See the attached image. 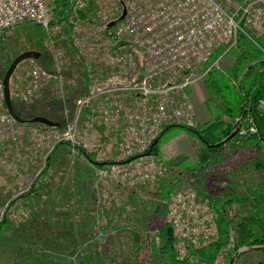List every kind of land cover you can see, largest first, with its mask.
I'll list each match as a JSON object with an SVG mask.
<instances>
[{"label":"built area","instance_id":"obj_1","mask_svg":"<svg viewBox=\"0 0 264 264\" xmlns=\"http://www.w3.org/2000/svg\"><path fill=\"white\" fill-rule=\"evenodd\" d=\"M64 1L74 31L71 46L79 68L74 74L81 77V86L91 88L78 99L77 106L89 108L88 113L93 114L82 143L73 142L70 134L71 149L76 151L78 144L82 145L94 162H104L103 166H93L97 182L111 186H104L100 194L105 204H124L141 190L160 191L168 171L156 155L146 152L164 124L198 125L188 101L187 86L202 78L210 67L220 68L222 55L236 43L240 32L248 37H252L250 33L257 36L264 32V0H226V5L219 0H112L109 16L102 23L87 17L93 30L86 37L77 27V22H81L78 12L100 0ZM123 6L125 15L117 20ZM56 20L54 9L45 0H0V35L22 23L44 29L56 23L61 28L63 21ZM113 20L117 21L107 26ZM92 33L94 36L90 37ZM50 46L52 71L33 62L22 67L18 63L14 68L9 89L15 98L36 96L44 86L42 83L50 81L57 84L61 97L69 87L76 86V77L65 73L68 61L63 50L53 42ZM220 46L226 49L203 69ZM257 109L264 111V98L258 100ZM15 123L5 106L0 79L3 157L10 155L17 145ZM236 132L239 137H246L256 133L257 126L248 119ZM51 134L37 129L31 139L40 146L53 139L55 144L69 135L56 138L57 134ZM197 195L200 193L194 188L177 187L166 202V219L175 239L177 258L194 264H221L222 252L210 261L199 260L189 252L190 247H205L217 237L215 214L207 200L195 202ZM106 222L104 219L103 223ZM230 240L233 242V237Z\"/></svg>","mask_w":264,"mask_h":264},{"label":"rangeland","instance_id":"obj_2","mask_svg":"<svg viewBox=\"0 0 264 264\" xmlns=\"http://www.w3.org/2000/svg\"><path fill=\"white\" fill-rule=\"evenodd\" d=\"M111 1L95 2L93 7H90L87 17L102 23L109 16L108 6ZM117 1L119 3L120 0ZM219 1L223 5L228 3L226 0ZM45 3L54 8L53 0H45ZM228 8H231L230 4ZM87 17H81V22H77L80 24L77 27L80 28L83 37L88 36V31L93 30ZM70 20L72 19H69L68 27L61 25V28H58L56 23L49 29L40 26L26 28L15 26L0 35L2 77L7 69L6 64H9L8 61L26 50H35L40 55L36 59L28 58L21 61L19 67L27 62H33L52 71L54 59L50 45L53 42L54 46L63 50V56L68 61L65 65L66 75L75 76L77 81L76 86L69 87L63 97L59 96L57 84L50 81L42 83L44 86L36 92V96L28 98L22 95L15 102L22 115L27 116L40 110L46 115L45 117H50V120L58 124L40 126L15 120L14 128L19 136L17 145L10 155L6 157L0 155V219L6 214L12 220L10 227L14 230V235L12 232H8V235L5 232L0 235V264H51L62 256L68 260L71 258L72 264L73 262L76 264H167L164 257L156 254L150 246L155 232L167 222L166 214L158 213L155 207L156 202H159L160 191L141 190L124 204H105L100 194L104 186L107 188L111 186L106 182L105 184L97 182L93 163L88 162L77 150L73 151L70 145L65 146L61 143L71 142L69 140L71 135L73 142L80 143L86 126L89 127L92 123L89 121L93 116L88 113L89 108L79 109L77 106L78 99L86 93L80 83L81 77L74 74L79 68L76 67L74 61L76 57L71 46L74 31H71L73 25ZM63 26L68 30L64 31ZM250 35L255 36L254 33ZM93 36L92 33L90 37ZM225 60L222 66L219 62L220 71L225 69L227 71L231 67L226 66L228 61ZM208 91L202 78L193 81L189 85V91L186 88L197 124L207 121L206 114L201 110V102L206 99ZM89 105L92 106L91 103ZM222 120L229 121L226 117ZM165 125L167 124L163 127ZM37 129L57 134L56 138L65 133L69 135L55 144L53 139L38 146L31 139L32 133H37ZM57 146V150L53 151ZM77 147L85 150L82 145L78 144ZM159 153V157L156 156L161 161L184 156L196 164L201 153V143L185 131L175 128L162 137ZM50 154H52L50 156L52 166L46 168ZM256 154L257 144L242 147L237 143L228 142L220 152L212 154V157L218 158L220 162L218 164L215 162L208 174L212 175L214 172L218 174L219 169L225 174L237 172L238 174L232 175V179L239 190L241 189L242 192L258 190L264 182L263 174L254 169L243 171L246 160ZM178 172L179 170L176 173ZM226 178L229 179L230 176L226 175ZM198 179L199 177L184 179L178 187L181 190L192 189L194 187L191 182L197 183ZM34 182L35 187L40 188L39 192L37 191L38 195H31L29 199L25 197L16 199L18 195L27 192ZM208 187L210 195H219L222 192L214 186ZM197 196L196 203H199L201 198L209 200L208 196L202 194ZM11 200L15 201L13 205L9 204ZM193 208L195 209L196 206ZM227 209L231 215L241 211L239 206H231ZM104 219H107L108 227H105ZM104 231H107V234H104ZM131 232L140 234L137 243L134 242ZM229 234V242L231 237L235 240L236 235L232 230ZM55 242L61 243L64 248L56 246ZM158 242V239H155L154 243L158 244ZM199 248L192 246L189 252L191 249ZM222 253L221 264H226L225 251ZM233 260L234 258L231 262ZM231 264H264V250L242 251Z\"/></svg>","mask_w":264,"mask_h":264},{"label":"trees","instance_id":"obj_3","mask_svg":"<svg viewBox=\"0 0 264 264\" xmlns=\"http://www.w3.org/2000/svg\"><path fill=\"white\" fill-rule=\"evenodd\" d=\"M53 6L55 18L57 19L56 21L62 20L63 25L68 27L71 13L66 2L64 0H53ZM89 10L90 8L87 10H80L78 12L79 17H87ZM17 26L21 28L30 26L38 27V25L32 23H22ZM63 30H68V28L63 26ZM233 46L240 48L237 60L233 66L226 72L220 71L215 67H210L202 77L210 94L219 100V107L223 110V113L229 117V121L215 118L214 120L198 124L196 127L167 124L156 137L158 141L156 143L153 141L150 146V153L158 156L160 154L159 146L162 137L168 131L175 128L185 131L187 134L200 141L201 153L196 164H193L184 156H177L162 161L168 171V175L161 184L159 202H156L155 207L158 213L166 214V202L169 199L170 193L181 184L182 180L199 177L197 183L194 181L191 183L200 194L209 197L208 203L215 214L217 237L205 247L191 249L190 252L199 260L210 261L219 252L225 251V258L227 259L226 264L233 263L235 258L242 253V251L264 250V182L262 187L258 190H247L246 192H242L241 189H238L239 187H236L238 185H235L233 191L217 188L222 191L219 195H210L208 192L203 193L206 180L205 176L212 170L215 162H217L216 164L220 162L218 158L214 159L212 154L220 152L228 142L237 143L242 147H251L257 144V154L246 160V165L244 166L245 170L243 171L254 169L263 174L264 181V111H259L257 109L258 100L264 98V69L262 71L258 70L260 66H264V32L254 37H248L240 32ZM225 49L226 46H220L214 50L203 69H206V67ZM12 59L8 61L9 64ZM9 64H6L5 67L7 68ZM0 79H2V75H0ZM82 88L85 92L91 89L90 86ZM17 99L18 98L11 95L13 109L22 119L20 123L26 122L45 126L41 123L30 121L35 116H46L43 112L37 110V112L24 116L18 111L15 105ZM248 119H251L255 123L257 132L241 138L237 135L236 130L239 126L245 124ZM55 123L58 124V122ZM233 132L234 135L228 138ZM61 143L65 146H69V143ZM57 148L58 146L55 147L53 151L57 150ZM76 150L88 162L94 163L93 156L90 152L79 147ZM53 151L52 153L54 154ZM51 155L52 154L47 158L46 168L51 165ZM177 170H179L178 173H176ZM221 173L225 172L219 169V174ZM230 174L236 175L238 173L235 172ZM35 186L34 182L27 192L18 195L16 199H21L23 197L29 199L31 195H38V190H40V188ZM14 202L15 201L11 200L9 204L13 205ZM231 206H239L241 213L239 212L231 215L227 209V207ZM11 223L12 220L9 219L6 214L3 215L0 219V235L4 232L7 235L8 232H12L14 235V230L10 227ZM108 225L107 223L105 227H108ZM102 229L105 230L104 228ZM231 230L236 235L233 242H229V232ZM131 233L134 242L137 243L140 234L138 232ZM155 239H158V244L154 243ZM174 242L175 239L172 229L166 222L155 232L153 240L150 241V246L156 254L164 257L167 264H194L188 259L179 260L177 258ZM55 245L64 248L61 243L55 242ZM27 256L29 257V255ZM233 258L234 260L231 262ZM51 264H72V260L71 258L68 260L62 256V258L56 259L55 262H51ZM73 264L76 263L73 262Z\"/></svg>","mask_w":264,"mask_h":264},{"label":"crops","instance_id":"obj_4","mask_svg":"<svg viewBox=\"0 0 264 264\" xmlns=\"http://www.w3.org/2000/svg\"><path fill=\"white\" fill-rule=\"evenodd\" d=\"M239 52H240L239 47L238 48H236V46L230 47V49L228 51H226L220 59L221 66H222L223 61L225 59L228 61L226 63L227 64L226 66H233V64L237 60V55L239 54ZM263 69H264V66H260L258 70L262 71ZM219 70H221V69H219ZM224 71H226V69ZM187 91H189V86L187 87ZM201 105H202L201 110L206 114V118H207L206 120L207 121L214 120L215 118L223 119L224 117L229 119V117L227 115H225L223 113V110L219 107V100L216 99L215 97H213L210 94V92L208 93L206 99H204V101L201 102ZM226 175L230 176V178L227 179ZM206 176L207 177H205L206 180H205L204 192L202 191L203 193L208 192V190H207L208 186H214L216 189L219 188V189H223L226 191H233L235 189L234 186L236 185V183H234V180L232 179L231 174H225V173H221V174L218 173L217 174L216 172H214L212 175L207 174ZM213 177H215V178H213ZM223 179H225L226 181ZM215 188H213V189H215Z\"/></svg>","mask_w":264,"mask_h":264},{"label":"water","instance_id":"obj_5","mask_svg":"<svg viewBox=\"0 0 264 264\" xmlns=\"http://www.w3.org/2000/svg\"><path fill=\"white\" fill-rule=\"evenodd\" d=\"M125 12H126V10H125V7L123 6L122 13L117 20L123 18V16L125 15ZM117 20H113V21L109 22L107 24V26L113 25ZM39 55H40V53L35 51V50H26V51L19 53L17 56H15L12 59V61L8 65L4 75L2 77L4 103H5V106L9 112V114L17 122H20L22 119L16 114V112L14 111L13 106H12L11 93H10V89H9V79H10L11 73L13 72L14 68L17 66L18 63H20L21 61L28 59V58L36 59ZM30 121L34 122V123H42V124L47 125V126L57 125L55 122H53L49 118L42 116V115L35 116ZM233 135H234V132L228 138L232 137ZM157 141H158V139H155L154 143H156ZM149 153H150V150L146 152V154H149ZM93 164L100 166V165H103L104 162H100V163L94 162Z\"/></svg>","mask_w":264,"mask_h":264}]
</instances>
